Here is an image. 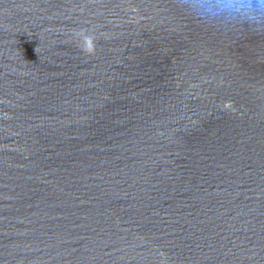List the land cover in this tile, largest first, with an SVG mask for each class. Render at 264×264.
Returning a JSON list of instances; mask_svg holds the SVG:
<instances>
[{
	"label": "water",
	"instance_id": "water-1",
	"mask_svg": "<svg viewBox=\"0 0 264 264\" xmlns=\"http://www.w3.org/2000/svg\"><path fill=\"white\" fill-rule=\"evenodd\" d=\"M227 2L0 0V264H264V10Z\"/></svg>",
	"mask_w": 264,
	"mask_h": 264
},
{
	"label": "clouds",
	"instance_id": "clouds-1",
	"mask_svg": "<svg viewBox=\"0 0 264 264\" xmlns=\"http://www.w3.org/2000/svg\"><path fill=\"white\" fill-rule=\"evenodd\" d=\"M224 7L236 12L251 11L253 8L264 10V0H256L255 6L252 0H228Z\"/></svg>",
	"mask_w": 264,
	"mask_h": 264
}]
</instances>
